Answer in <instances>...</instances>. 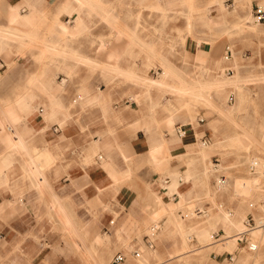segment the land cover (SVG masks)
I'll return each mask as SVG.
<instances>
[{
    "label": "crops",
    "instance_id": "obj_1",
    "mask_svg": "<svg viewBox=\"0 0 264 264\" xmlns=\"http://www.w3.org/2000/svg\"><path fill=\"white\" fill-rule=\"evenodd\" d=\"M233 4L225 5L231 9ZM251 7L256 22L253 16L261 9L258 4ZM220 8L208 2L202 9V0H0V29L9 35L0 43V243L14 231V217L22 220L15 232H50L47 216L52 215L68 235L67 247L73 254H88L94 264H104L111 254L106 245L111 237L80 215V209L88 211L93 206L102 229H111L127 251L133 249L132 242L140 236L145 222L157 227L153 233L148 229L154 241L174 240L165 251H150L144 236L142 243L147 250H141L133 264H151L172 253L157 264L171 263L174 257L189 252L202 258L203 250L222 244L225 234L234 230L222 225V216H246L245 230L236 234L241 251L248 250L249 243L258 245L259 240H252L245 225L253 214L244 215L243 205L231 210L225 201L217 202L225 192L241 203L258 199L260 192L254 191L255 182L250 178L254 168L248 162H254L258 155L253 158L248 153L250 137H256L264 148V116L256 124L258 133L252 130L253 125L235 122L240 130L224 135L220 119L214 115L238 112L227 82L234 75L233 54L238 53L225 45L220 57L206 46L216 37L238 32V25L249 26L248 21L230 22L235 17L219 14ZM192 9L202 10L203 16ZM160 40L170 44L160 50ZM198 40L202 41V108L196 109V114L202 111L207 118L196 119L202 132L198 134L187 122L186 110L179 111L172 134L168 117L151 108L143 95V89L151 87L137 77L143 75L147 58L154 59L152 67L158 68L154 71L150 67L146 74L155 79L163 74L156 61L159 51L177 73L197 72L192 56ZM141 42L154 49L150 56ZM168 46L178 48V52L167 53L164 49ZM226 47L230 50L227 59ZM107 64H116L119 75L104 71ZM238 68L242 72L239 61ZM127 76L131 80L125 79ZM84 93L86 98L82 99ZM20 95H24L21 103L16 102ZM254 96L252 93L243 105L253 102ZM169 99L164 93L159 101L166 105ZM20 104L27 107L21 110ZM56 104L64 107H54ZM51 108L55 114L47 118ZM199 136L202 151L206 148L202 166L200 161L191 160L199 152ZM234 136L248 151L241 159L246 164H239L234 176L215 179V172L230 174L229 165L223 159L213 164L211 157L216 153L223 156L224 150L232 148ZM219 137L224 147L219 146ZM79 153L85 155L81 164ZM220 164L226 169L223 172H219ZM174 178L180 186L176 189L171 188ZM234 184L247 192H237ZM226 185L230 188L225 190ZM206 197L211 198L207 208L201 201ZM209 209L215 211V222L208 228L202 226V214ZM183 210L187 212L182 214ZM189 210L200 218L201 225H185ZM36 216L38 229L34 228ZM111 220L113 224H109ZM216 225L223 231L221 237L219 232L212 233ZM204 232H210L214 242H221L202 243ZM78 234L87 241L86 246L74 239ZM223 254L211 255L220 264L235 262V251Z\"/></svg>",
    "mask_w": 264,
    "mask_h": 264
},
{
    "label": "rangeland",
    "instance_id": "obj_2",
    "mask_svg": "<svg viewBox=\"0 0 264 264\" xmlns=\"http://www.w3.org/2000/svg\"><path fill=\"white\" fill-rule=\"evenodd\" d=\"M194 1V0H190ZM210 0H202V9L205 7V5ZM234 0H224V3L227 5H230ZM258 4V0H252L251 5ZM192 12H196L197 14H200L202 10L198 11L195 9H192ZM232 19V20H230ZM229 21L232 22L235 18H230ZM243 27V26H242ZM240 28V31H236V33L233 34H224L220 37H216L213 40H210V45L206 46V50L210 51L213 54H217L218 56H222V51L225 45H230L235 53H238V59L239 65L241 67V70L243 73H250V74H264V30L261 32H255L252 33L248 29ZM207 30V29H206ZM210 30H207V33ZM202 32L204 31V28L202 27ZM211 32V31H210ZM159 49H163L162 45H168L170 42H164L160 40ZM180 43H184L183 41ZM177 44V42H175ZM183 49V48H182ZM210 49V50H209ZM164 51L167 53H173L174 51L178 52V48H165ZM154 71L157 70V66L152 67ZM153 71V70H152ZM152 76V74H149ZM152 77H155L154 75ZM262 84H260L258 87H251L250 89V95L252 93H255L257 96L253 97V102L247 103L244 110H241L239 112H235L229 116L223 115V114H217L214 113L216 118L220 119V125H221V132L222 134L230 133V132H238L240 128H238L235 125V122L241 123H247V125H253L252 129L254 132L258 131L256 130V124L261 121L262 114L264 113V87H261ZM229 96L233 97V102L235 100V95L230 93ZM250 97V96H249ZM207 118L206 114H202V111H198L196 114V119L198 118ZM202 123H200L201 125ZM223 135V136H224ZM221 136V137H223ZM249 138V137H248ZM252 140L251 144L252 147L249 148V152L245 151L243 147L238 148H227L223 151V156L219 153L214 154L211 157V161L213 164L221 163L222 159L223 161L229 165V173H221L219 175V178L221 180H225L227 176H234L238 174L239 172V164H236L238 161L243 159V157L247 154V152L253 156L260 155L264 158V148L262 144L258 141L256 137H250ZM217 148V147H216ZM80 158V164L84 162L85 155L83 153H79ZM216 160V161H215ZM135 169V168H134ZM253 172V170L251 171ZM166 174V173H165ZM164 174V175H165ZM161 175L162 177L164 176ZM261 192L259 193L258 199L256 201L247 200L241 203L238 199H231L229 198L228 192L223 193L220 197H217V202L221 203L225 201V204L229 209H240V206L243 205L244 209V215L247 213L253 214V219L255 221V225L257 226L260 222H264V198L261 197ZM204 207H210L211 206V198L206 197L203 200ZM53 202V201H52ZM51 202V203H52ZM249 204H252V207H249ZM95 208V207H94ZM93 208V206H90L88 211L85 209H80V215L84 216L81 217L84 220H86L91 226H94L95 228L98 227V231L101 234H107L111 237L110 240L107 242V247L111 250V254L105 259L104 264H109L112 256L116 252H121L125 255V262L122 264H133L135 262V259L137 257L133 256L132 251L135 249L140 254H142L143 249H146L143 246L142 238L150 234L148 229L150 226H152L151 222H145L144 226L142 228V232L140 233V236L137 237L132 242L133 249L131 251H127L124 247H121L118 243L119 241L116 240V238L112 235V230L105 231L102 229V226L97 221V212ZM204 208V209H205ZM251 210L253 212H251ZM86 211V212H85ZM85 212V214H84ZM186 210L182 211V214L186 213ZM263 213V214H262ZM88 215V217H85V215ZM263 215V216H262ZM248 216V215H247ZM108 219V216L105 215V219ZM246 216H243V222ZM34 223L36 224L35 229L39 228V217L34 218ZM22 221L19 217L13 218V226L12 233H10L9 238L5 241H2L0 243V264H94L93 261H91L92 256L88 254H82L81 256L77 254H73L71 252V249L67 247L68 242L70 241L68 235L65 232H62L60 230L59 225L57 226L54 216L48 215L47 216V222H48V229H50V232H41L39 230L37 231H24V232H15V229H18L17 223ZM97 221V225H96ZM28 224V223H27ZM99 224V225H98ZM103 224V223H102ZM264 227V226H263ZM28 227H25V229ZM94 228V229H95ZM93 229V228H92ZM60 230V231H58ZM219 232V237L223 234L222 229L216 225L212 229V233ZM78 234L74 237L77 242L82 244L83 246H86L87 241L82 239ZM212 235V234H211ZM176 241H178V237L175 238ZM165 243H159V240L154 241L153 248L150 249V251L157 250L158 252L165 251L167 248H169L173 241L172 239L165 240ZM137 242V243H135ZM195 242V241H194ZM193 242V243H194ZM209 242L213 243H220L221 240H218V242H214L212 238ZM40 245L43 246V248L40 247ZM39 248L42 249V253L39 251ZM149 250V249H148ZM236 253V259L233 264H242L239 262L240 257L243 254H246L249 256L248 262L246 264H264V237L259 238V242L257 245V250L254 252H250L248 250H245L246 252L241 251L240 246L236 244L235 248L231 251L224 250L219 247H214L208 251L206 258L199 257L197 252H189L184 254L183 256L174 257L172 260H170L171 263L168 264H220V260H216L212 258L211 254H217L220 255L222 253L225 254V252H234ZM260 254V256L258 255ZM175 254V253H174ZM173 253L170 255H174ZM177 254V253H176ZM223 254V255H224ZM160 255V254H159ZM170 255L163 254V256ZM163 258V257H162ZM160 258V260H156L152 262L151 264H157L158 262L164 261L168 258ZM71 261V262H70Z\"/></svg>",
    "mask_w": 264,
    "mask_h": 264
},
{
    "label": "bare ground",
    "instance_id": "obj_3",
    "mask_svg": "<svg viewBox=\"0 0 264 264\" xmlns=\"http://www.w3.org/2000/svg\"><path fill=\"white\" fill-rule=\"evenodd\" d=\"M159 1H161V0H159ZM79 3H80V1H79ZM209 4H219L221 6V8L218 12H219V14L221 13V15H223L225 17H228L229 15L230 16L233 15L234 17H236V19L239 22L248 21L249 26L247 28H244V29H248L250 32H252L254 34H255V32H261L264 30V22L256 23L252 20L253 18H252V14H251V8H252L251 7V0H234V4H233L231 9L227 8V6L224 3V0H210ZM258 6L261 10H264V0H258ZM162 11H166V10H162ZM201 16H203V13ZM201 16H199V17L201 18ZM66 27H67V25H66ZM75 27H76V25H75ZM236 27L238 29H240L242 26L238 25ZM8 36L9 35H8V32L6 31V29H0V43L2 41H5ZM10 36H12V35H10ZM197 42L199 43V47L196 48V50L194 52L195 54H193V56H192V60H193V63L195 65L197 72H193L191 75L187 74V73H185V74L177 73L175 71L176 69L172 66V64L159 51L157 54L156 61H157V63L160 64V66H162V68L164 70L163 74L158 75L159 77L157 79L147 75L146 70H148L150 67L153 66L152 61H154V59L151 60V59L147 58L144 62L145 71L143 72V75L137 77V80H140L144 86H148V87L150 86L151 87V88L143 89V95L146 98H148V100L152 104L151 108H153V109L156 108V110H160L158 112H160L161 114H164L166 117H168L167 127H168V129L171 130L172 134H173L174 129H175L174 126H175V122L177 119L176 114L182 110H186V112L188 113L189 120L187 122L192 125V130H194V131L196 130L198 132V134L202 133L199 131V123L196 120V109L202 108V71H201L202 70V48H201L202 41L198 40ZM29 43H30V41H29ZM141 44H142L143 48L147 50V54L149 56L154 52V49L146 48V45L144 42H141ZM232 60L234 61V65H235L233 67L234 75L232 78L229 79L230 81H227V82H229V84L231 85V90L233 91V93L235 95V99H236L235 108H236V111L239 112V111L245 109V107H244L245 105H243V103L247 101L249 96L251 98V95H250L251 87H258L260 84H262L261 87H264V74L243 73L238 68V61L240 59L235 57V55L233 54ZM103 69H104V71L109 73V75H113V73L115 74V76L119 75V67L116 64H107L103 67ZM122 74H124V73H122ZM125 79L129 80L130 77L127 76ZM221 79H222V81L224 80L223 77ZM222 81H220V82H222ZM64 82H65V80L62 79L61 83H64ZM219 84L221 85V83H219ZM219 91L221 94L220 88H219ZM164 93H167L170 96V99L167 101L166 105H162L159 101V98ZM24 95H20L16 102H20V103L23 102L24 101L23 100ZM55 96H56V94H55ZM255 96H257V95L255 94ZM81 98L82 99L86 98L85 93H84V96H81ZM71 105H72V101L70 102V106ZM56 106L64 107L63 105H60V104H56L54 107H56ZM18 107H20L22 110V108H26L27 106L20 104V106H18ZM54 114H55V112L51 108L50 113L47 114L48 115L47 118H49V116H54ZM172 116H174V117L172 118ZM262 116H264V113L262 114ZM261 125H262V122H261ZM220 138L221 137H219V139H218L219 146L224 147L225 145L221 144V141L223 138H221V139ZM199 140H200V136H199ZM232 142L234 144L231 147H234V148L242 147L238 143V136H234L232 138ZM198 146H199V152L196 153V155L194 157H192L191 160L192 161H200L201 166H202V154L206 153L204 151L206 148L203 149V151H202V141L201 140L198 143ZM207 154H209V153L207 152ZM260 157L261 156L258 155V157L255 158L254 162H251V161H248V162H249V164H252V166L254 168L253 169V175H250V178H252L253 181L255 182L254 191L255 192H262L264 194V176L262 174L263 167H264V161L261 160ZM236 164H246V161L243 162L240 160ZM207 168H209L208 165H207ZM224 170H226V169L223 168V164H220L219 172H223ZM218 176H219V174L217 172H215L214 178L216 179ZM174 182H175V178L172 180V184H171L172 189H176V188L180 187L177 184H175ZM201 188H202V186H201ZM228 188H230L229 185L224 186L225 190ZM234 188H236L237 192H239V193L247 192V190L242 189V185L240 186V185L234 184ZM249 192H250V190H249ZM200 193L202 194V192H200ZM190 207H191V205H190ZM214 213H215V211L209 209L202 214V226L205 225L206 227L209 228L210 225H214V222H215L214 221L215 219L213 216ZM187 219H188V221H186L185 225H187V224L191 225V226L201 225L200 218H197L196 214L194 212H192L191 210H189V213H187ZM219 220L222 222L223 226H229V228H233L234 230L232 232L226 233L225 238L223 240V243L216 246V247L231 251L236 246V238H237L236 234L245 230L244 225H243V217L240 215L239 216H233V217L222 216V217H219ZM262 223H264V222H262ZM249 234H250L252 240L254 242H257L260 237H264V227L263 226L262 227L256 226L254 229L249 231ZM211 238H212V235L210 232L202 233V243L209 242ZM212 248H214V247L210 246V247L206 248L205 250H203L202 251V258L205 257L208 254V251H210V249H212ZM243 252H246V251L244 250ZM258 255L260 256L259 253H258ZM248 259H249V256L247 255V252H246V254H243L240 257L239 262L242 264H246L248 262Z\"/></svg>",
    "mask_w": 264,
    "mask_h": 264
},
{
    "label": "built area",
    "instance_id": "obj_4",
    "mask_svg": "<svg viewBox=\"0 0 264 264\" xmlns=\"http://www.w3.org/2000/svg\"><path fill=\"white\" fill-rule=\"evenodd\" d=\"M254 19H255L256 22L264 21V12L261 11V10H259V9L257 8V9H256V12H255ZM229 56H230V50H229V47H226V48H225V56H224V58L227 59V58H229ZM109 224H113V220H111V221L109 222ZM245 225H246V227H247V231H250V230H252L253 228L256 227V225H255V221L252 219V217H249V218L246 220ZM257 226H258V227H262V226H264V223L260 222ZM156 229H157V227L153 225V226L150 227V232L153 233L154 231H156ZM242 235H243V234H242ZM242 235H241V237H240L241 239H242V237H243ZM144 242H145V245H146L148 248H152V246H153V242H154V239H153L152 235H151V234H147V235H145V237H144ZM247 249H248V251H250V252H254L255 250H257V244H255V243H249V244L247 245ZM132 253H133V255L136 256V257H137L138 254H139V252H138L137 250H134ZM125 259H126V258H125V256H124L122 253H116V254L112 257V259H111V261H110V264H120V263L124 262ZM232 261H233V258L230 256V257H229V262L231 263Z\"/></svg>",
    "mask_w": 264,
    "mask_h": 264
}]
</instances>
